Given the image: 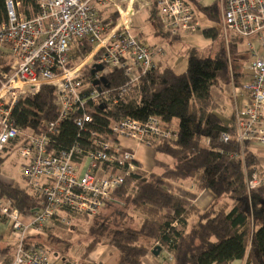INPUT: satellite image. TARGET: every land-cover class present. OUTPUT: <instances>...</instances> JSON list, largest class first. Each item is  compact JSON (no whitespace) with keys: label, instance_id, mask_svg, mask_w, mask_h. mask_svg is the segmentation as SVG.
I'll list each match as a JSON object with an SVG mask.
<instances>
[{"label":"built area","instance_id":"1","mask_svg":"<svg viewBox=\"0 0 264 264\" xmlns=\"http://www.w3.org/2000/svg\"><path fill=\"white\" fill-rule=\"evenodd\" d=\"M214 2L226 50L233 40H248L264 30V0ZM5 6L6 21L0 24V153L18 146L25 162L21 176L26 190L42 197L43 206L22 215L0 199V215L16 239L12 264H65L53 262L46 250L29 243V236L42 234L50 223L70 228L77 218L95 217L126 178L141 174L122 139L150 146L153 139L178 138L176 129L164 127L152 115L143 121L132 117L115 121L109 139L87 128L97 107L116 105L156 67L155 58L164 56L163 49L132 34L136 16L152 7L154 20L170 37L195 33L200 23L186 0H39L30 18L18 0H6ZM260 39L262 54L248 66L250 101L242 111L244 119L237 122L241 149L248 142L264 145V39ZM246 46L251 49L249 43ZM95 65L101 70L92 75ZM112 72H120L125 81L111 86L107 76ZM101 78L108 87L94 84ZM42 87L52 89L57 118L42 124L38 132L22 129L13 111ZM65 120H71L77 137L85 140L58 149ZM228 139L222 135L223 142ZM261 185L264 178L253 172L246 183L248 195Z\"/></svg>","mask_w":264,"mask_h":264},{"label":"trees","instance_id":"2","mask_svg":"<svg viewBox=\"0 0 264 264\" xmlns=\"http://www.w3.org/2000/svg\"><path fill=\"white\" fill-rule=\"evenodd\" d=\"M5 1L0 0V24L6 21ZM18 1L27 18L35 15L39 0ZM186 2L194 11L219 22L215 2L207 6L200 0ZM146 10L151 15L154 13L152 7ZM203 35L216 40L221 32L218 27H212L204 29ZM136 37L142 38L140 33ZM234 46L232 43V51ZM229 79L226 49L221 40L214 58L191 53L182 73H175L169 66H156L116 105L94 110L93 122L87 128L106 139L110 138L109 127L115 121L124 117L143 121L150 115L157 117L166 128L176 122L178 138L176 141L153 139L150 143L157 153L174 160L172 167L160 175L142 173L126 178L114 191L112 202L103 209L110 206L109 213L102 210L91 221L84 217L86 228L80 236L88 241L83 259L96 245L106 243L119 253L118 264H141L149 252L141 240L147 239L158 243L155 250L162 249L170 255V264H231L234 261L264 264V185L250 195L246 190L248 179L256 171L257 159L246 144L241 149L236 130L225 126L214 112L218 105L212 98L211 88ZM107 80L111 86L125 81L120 72L110 73ZM12 116L22 129L38 132L42 124L57 118L52 89L42 87L33 99L20 101ZM86 133L83 135L87 136ZM77 134L71 120L63 121L57 148L68 149L85 140ZM223 134L228 135L227 142L222 141ZM4 159L0 153V164ZM190 182L196 183V192L182 187ZM201 191L209 192L214 199L205 210L195 203ZM0 199L22 215L43 206L42 197L31 195L26 189H15L1 180ZM135 214L142 216L137 227ZM192 219L194 224H190ZM0 222H5L4 216L0 215ZM70 229L77 232L72 226ZM47 239L51 243L59 241L52 235ZM29 243L44 248L39 241L29 240ZM6 252L0 247V257Z\"/></svg>","mask_w":264,"mask_h":264},{"label":"crops","instance_id":"3","mask_svg":"<svg viewBox=\"0 0 264 264\" xmlns=\"http://www.w3.org/2000/svg\"><path fill=\"white\" fill-rule=\"evenodd\" d=\"M155 23L157 24V22ZM195 33H190V34H195ZM140 34L142 36V33ZM260 36L263 37L264 39V30L260 32V35L252 36L248 40L235 39L230 43L229 49L226 50L230 79L226 83H221L220 85L211 88L212 98L218 105L217 109L214 112L221 119V121L225 126L233 127L235 130L237 128V122L244 119V116L242 115V111L250 101L249 93L246 89V86L251 80V74L248 69V66L251 63V61L254 59L255 55L262 54ZM140 39L143 42H145L142 38ZM232 43H234L235 45L233 51L231 50ZM246 43H249L251 45V49H248ZM220 44H221V36L219 37V41L216 44L214 57L216 56L219 50ZM150 46L161 48L157 45H150ZM164 56H165V52H164ZM155 61H156V66H162V67L167 66V65H162L164 61L163 56L156 57ZM171 125H172L171 128L177 130L176 122H173ZM262 129L264 131V126H262ZM120 142L126 149L130 150L133 153L135 157V162L138 165L141 174L154 173L160 175L163 173V171L166 168H170L174 165V160L169 156L167 157H169L172 161H170V159L169 160H163L159 158L157 159L156 154H161V153H157L153 148H152L153 152L151 153L146 147H144L147 145L137 143L129 139H122ZM147 147H151V146H147ZM246 147L253 153V155L257 159L258 165L256 168V173L261 178H264V145H259L254 142H248L246 143ZM182 187H185L187 190L191 192H196L195 182L185 183ZM213 200H214L213 196L209 192L201 191L197 193V198L195 203L200 209L205 210L212 204ZM111 209L112 208L109 206L107 207V209L103 210V213H109ZM134 217H135L134 219L135 223H137L134 225L137 227L139 226L142 220V216L135 214ZM22 219H25V217ZM0 223H1L0 234L2 233V231L7 232L10 226L8 227L6 221ZM194 223L195 220L192 219L190 224H194ZM80 224H82V226H85L82 229V232H80L83 233L85 231L86 225H85V221L81 220L80 218L75 219V222L73 223L72 227L76 228V226H80ZM50 235L56 237L59 240L54 244H60V243L66 244V248H63L62 251L60 252L54 251L55 249L53 250L54 253L53 257H55L56 255L59 256L58 259L51 258V260L55 263L118 264L119 262L120 259L119 253L114 248L106 245V243H101L99 245H96L90 251V253L83 259L82 254L84 252V246L86 244V241L82 242L83 241L82 240L80 244L77 243L78 240L82 238V235L80 236V234L75 232L73 229H69V228L67 229L66 227H63L58 223L48 224L46 227H44L42 234L29 236V240L39 241L42 244H44V241L50 243L47 239V237H49ZM38 236L40 237L37 239ZM141 241L149 248V252L142 259L141 264H170L171 258L170 255L166 253V251L160 249L157 255L153 253L155 247L158 246V243L156 241L154 242L147 239H142ZM1 247L7 250L6 247L4 246ZM13 256L14 254L11 256H7L6 254L1 256L0 264H12ZM231 264H242V262L234 261Z\"/></svg>","mask_w":264,"mask_h":264},{"label":"rangeland","instance_id":"4","mask_svg":"<svg viewBox=\"0 0 264 264\" xmlns=\"http://www.w3.org/2000/svg\"><path fill=\"white\" fill-rule=\"evenodd\" d=\"M200 2L207 6L212 5L214 3V0H200ZM217 9H219L218 6ZM218 12L219 22L206 17L204 13L195 9V16L200 23V30L195 34H183L179 37L174 38L166 35L163 32V29L155 23L153 15H151L147 10H144L135 18V25L132 29V34L134 36H137V34L142 33V39L147 44L157 45L161 47L165 52L162 65L171 67L175 73H182L186 68L187 57L191 53L200 55L204 58L214 57L216 44L218 43L219 37L221 35L216 40H212L210 38H206L203 35V30L212 27H218L220 29L221 15L219 10ZM144 147H146L151 153L153 152L152 147ZM1 156L5 157V159L0 164V180L5 183H10L11 186L15 189L25 190L26 185L21 176V169L25 162L18 155V146H13L7 151L2 152ZM156 157L157 159L159 158L163 160L170 159L169 157L162 154H156ZM170 161L172 160L170 159ZM80 219L83 221L85 220L81 217ZM89 221H91V218ZM84 227L85 226H82V224H80V226H76L77 233L80 234ZM10 229L11 228H9L7 232L2 231V233L0 234V247L4 246L7 248V256H11L15 252L16 239L11 234ZM80 240H83L82 242H85L86 240L88 241V239H84V236H82ZM63 248H66L65 243L54 244L44 241L43 249L46 250L51 258L54 254V249V251L60 252Z\"/></svg>","mask_w":264,"mask_h":264},{"label":"water","instance_id":"5","mask_svg":"<svg viewBox=\"0 0 264 264\" xmlns=\"http://www.w3.org/2000/svg\"><path fill=\"white\" fill-rule=\"evenodd\" d=\"M101 70V67L99 65H95L94 66V69L91 71V74H95L96 72L100 71ZM102 83L103 85H105V87H108V84H107V80L106 78H101L99 80H94V84L97 85L98 83ZM104 108V105H100V109H103ZM160 249H156L153 251V253H155V255H157L159 253Z\"/></svg>","mask_w":264,"mask_h":264}]
</instances>
